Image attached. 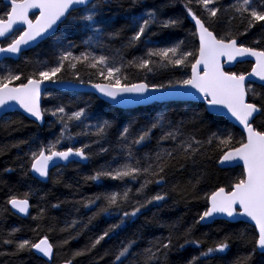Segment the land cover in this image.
I'll return each mask as SVG.
<instances>
[{"label":"snow or ice","instance_id":"6c2138e0","mask_svg":"<svg viewBox=\"0 0 264 264\" xmlns=\"http://www.w3.org/2000/svg\"><path fill=\"white\" fill-rule=\"evenodd\" d=\"M139 2L140 0H131V6ZM176 2L177 0H167L159 8H149L141 15L128 18L126 27L113 31L106 30L108 21L102 14L111 0H4L3 8H0V38H3L0 41V54H3L5 59L9 56L19 59L27 49L55 37L52 47L56 55L51 62H37L34 70L28 74L18 69L0 74V119H5L10 112L22 109L36 121L43 123L45 115L48 114L56 118L53 123L61 125L58 133L46 143L38 138L33 139L31 143L35 145V149L30 147L26 154L28 170L39 178H49L50 167L56 168V172L60 173L61 166L88 162L97 155L91 151L92 144L80 143L78 147L71 146L77 142V137L89 135L86 131H71L73 126L92 127L84 123L89 119L88 104L85 103V106L77 110H69L67 104L59 102L52 108H42V96L52 95L43 88L46 82L58 87L92 84L93 88L114 104L129 99L146 101L150 99V92L172 90L174 93L202 99L205 112H226L242 127L244 133L236 139L228 129L217 128L204 139L198 140L194 135H185L180 130L183 122L174 125L164 115L152 118L135 134L131 131L132 123L124 126L119 134L120 146L124 150L119 160L114 157L112 161L95 169L94 174L86 177V180L142 182L135 191L131 187H125L119 192H104L87 199L84 207L96 208L93 217L89 218V223L98 215L111 216L113 210L117 213L118 223L110 225L102 234L96 236L85 249L74 251L69 258L63 260V264H73L76 257L91 252L111 232L136 218L148 205L164 202L169 193L161 191L148 195V186H163L167 183L169 171L177 166L182 169L188 163L199 164L208 157L209 149L216 154L218 166H241L242 171L233 182L225 186L217 185L201 197L205 201V207L197 214L194 225L213 223L217 218L236 221L237 218L246 217L254 225L256 235L252 239L251 252L238 258L236 264H247L256 251L264 252V93L253 87L257 82L264 87V47L259 46L260 40L252 41V44L257 46H249L242 39L257 26L264 29V0H228L227 3L225 0H180L183 18H164L163 9L175 7ZM187 18L194 22V31L190 35L196 40L197 46L193 50H187L185 40H176L164 47L150 46L154 44L152 37L165 30L182 27L184 19ZM233 21H238V26L234 27ZM219 25L225 27L218 28ZM62 26L67 30L84 32L87 38L82 40V44L86 46V50L77 55L75 50L81 45L67 39L63 34L56 36ZM240 27L243 28L242 31ZM153 28L158 31H153ZM125 30L130 31L131 35L125 37ZM108 37L122 38L125 41L123 48L143 45V55L134 57L125 64L122 57L105 55L103 52L98 54L93 50H106L107 46L103 41ZM120 51L121 49L116 50L117 53ZM248 58H254L250 71L226 70V65L234 67L237 63L246 62ZM128 65H134L147 72L169 66L189 68L190 72L184 78L170 80L167 84L149 83L147 80L132 83L122 72ZM82 69H95V75L102 82L93 84L90 78L84 79ZM66 76L70 78L66 79ZM192 120L203 122V116L201 113H193ZM11 123L15 124L16 121ZM49 127L51 128L52 124ZM109 127L111 122L105 120L102 125L95 126V134L102 137ZM153 129H161L163 134L159 140L172 141V146L161 149L154 155L145 153L143 157L137 158L136 146L150 140ZM20 143L27 144L29 141ZM92 143L99 145L98 140ZM63 144L69 146L61 147ZM99 151L107 153L109 149L99 146ZM20 167L23 169L25 165L22 163ZM5 171L10 172L12 169ZM201 179L203 176L196 180V184H199ZM196 184H191L193 190ZM176 187L173 186V190ZM181 193L185 194V190H181ZM30 194L23 193V198L12 194L5 203L18 213L27 215L31 207ZM97 201L101 203L97 204ZM53 207H59V204ZM44 214L45 210L40 208L33 219L40 220ZM78 223L79 221L73 219L61 231L73 229ZM167 226L170 232L164 241L154 242L142 254H135L144 256L143 264H161L162 258L166 260L168 251L174 247L172 232L176 229V224ZM193 226L184 230L185 244L195 243L199 246V241L187 239ZM39 229L40 225L37 224L33 232L39 235ZM19 231L20 229L13 228L9 236L14 237ZM74 238L70 236L59 246L67 245ZM237 238L244 240L246 234L239 233ZM231 239V236H226L214 246L200 252L199 256H193L188 264H198L201 258L224 253L229 249ZM3 243L13 244L14 239H5ZM135 244L136 241L130 239L121 245L115 255L116 264H121L122 259L133 255L131 250ZM15 247L17 252L35 250L37 254L51 261L58 244L51 242L49 236L44 234L36 242L31 239L15 241ZM179 247L183 248L184 245Z\"/></svg>","mask_w":264,"mask_h":264},{"label":"trees","instance_id":"16d2710c","mask_svg":"<svg viewBox=\"0 0 264 264\" xmlns=\"http://www.w3.org/2000/svg\"><path fill=\"white\" fill-rule=\"evenodd\" d=\"M166 2L167 0H140L138 4L131 6V0H111V3L104 8L102 13L105 20L108 21L106 30L113 31L126 27L128 18L135 13L144 12L153 7L159 8ZM227 2L228 0H225V3ZM3 3L4 0H0V8L3 7ZM168 16H180L183 18V7L180 0H177L175 7L163 9V17L166 18ZM232 23L234 27L239 24L238 21H233ZM223 27L225 25L218 26V28ZM61 29L66 28L62 26ZM240 30L242 31L243 28L240 27ZM153 31H158V29L153 28ZM192 31H194L193 21L190 18L184 19L182 27L165 30L160 32L159 35L152 37L154 44L150 46L163 47L168 46L176 40H185L187 50H193L197 46V42L190 35ZM123 35L125 37L130 36L131 32L125 30ZM243 40L249 46H257L252 44V41L260 40L261 44L259 46L264 47V29L257 26L249 31L243 37ZM124 42L120 37H109L107 44L109 46L108 50H112L110 54L122 57L125 64L134 57L143 55L145 50L143 45H139L136 48H123ZM82 48L81 45L77 51H82ZM117 49H121V51L117 53ZM33 54V51H29L27 57L32 58ZM250 68L251 63L245 62L238 65L236 71H250ZM123 70L129 82L136 83L144 80L143 76L146 71L144 69L128 65ZM153 70L156 78L163 84H167L170 80L181 79L179 69L171 66L158 67ZM255 89L258 92L264 93V87L255 86ZM50 90L52 89L48 91ZM58 95L61 98H66L67 100L65 101H68L72 106L76 105L75 103H87L97 110L103 109V107L99 106L97 102L99 98L95 94H75L61 91L58 92ZM165 105H168L169 109H171L166 118L171 120L174 125H180L183 122L180 130L185 135L191 134L200 140L209 135L211 131H216L217 128L228 129L236 139H239L243 135L225 118L205 112V105L199 103L173 102L170 104H153L134 108L128 111V113L135 117L132 123L135 122L137 125L147 124L146 119L154 115L156 109ZM104 113L107 115L108 121L111 122V127L107 128L104 133L105 139L102 146L109 149V151L98 154L92 164L89 163L81 167H76L77 164H69L65 174L59 177L58 182L56 179L48 184H41L28 173L26 156L28 145L31 144L33 139L38 138L40 140L42 136L37 135V132H42L43 130H39L38 125L26 117L13 119L16 121L15 124L0 122V264H37V260H35L32 252L16 251L15 241L22 236L36 238L45 232L49 233L51 231V234H53L52 238L56 241L60 239L64 241L70 236L75 237L69 241L67 245L69 249L67 248L66 257L62 259L63 261L69 258L74 251L88 247L96 236L106 230L107 224L112 223L116 219L117 213L113 210L114 215H98L89 223V218L93 217L96 208L84 207V203L88 198L104 192L121 191L129 183L127 181L111 179H102L100 181L86 180V177L94 174L95 169H98L106 162L112 161L114 157L121 156L124 151L120 146L119 134L124 127V123L127 121L124 114L126 112L123 110H117V112L105 110ZM193 113H201L203 122H194L192 120ZM162 134L161 129H153L151 139L143 143L141 149H135L137 158L143 157L145 153L154 155L155 152L161 151V149L170 148L173 142L159 140ZM21 141H29V143H20ZM22 163L25 165L23 169L20 167ZM5 169H12V171L8 172ZM240 173L241 169L219 168L216 164V154L211 149L208 150V157L201 160L199 164L192 165L188 163L182 169L177 166V168L169 171L166 177L167 183L160 186L161 190L169 193L166 200L158 204L160 207H157L156 211L153 209H142L141 214H138L136 218L126 224L123 232H121L123 235L121 239L128 241L130 239L138 240L141 238V248L144 252L154 242L164 241L170 232L167 225L175 223L176 229L172 232L175 244L173 247L174 254L165 260V262L162 263L161 261V264H188L193 256L198 255V250L190 246L180 248L179 245L185 244L184 230L194 225L197 214L203 211L205 207V201L201 197L206 192L213 190L217 185H227L229 182L235 180V177H239ZM201 176H203V179H201L199 184H196V180ZM140 182L142 181H136V184L135 182H130L134 188L133 191L139 187ZM189 182L196 184L194 190ZM173 186H177L175 190H173ZM148 188L150 192L159 189L155 184L149 185ZM181 190H185V194H182ZM25 192L31 193L32 203H38V207L33 209V215L31 213L27 219L17 216L5 203L10 195L17 194L23 197V193ZM100 203V201H97V204ZM57 204H59V207H53V205ZM40 208L45 210V214L42 219L34 220L33 217L39 213ZM105 216L111 220H105L103 218ZM73 219L79 221L76 226L77 228L61 231ZM37 224L40 225L39 235L33 232V229L37 228ZM83 225H87V227H83ZM13 228H18L20 231L15 233L14 237H11L9 233ZM239 233H245L246 239H238L237 235ZM255 235L254 228L246 223H230L216 220L209 225H194L191 235L187 239L191 240V238L195 237L202 244V249L206 250L208 246H213L226 236H231L232 239L229 241L230 249L228 252H225L222 256H219V253H217L206 260L200 259L198 264H236L238 258L247 256L251 252L253 248L252 239ZM5 239H14V243L6 245L3 243ZM116 241L111 236L105 244L98 245L91 252L76 257L73 264H116L114 261L116 249L112 246ZM140 259L141 264H143L144 256L141 255ZM126 260L122 261L121 264H125ZM247 264H264V253L256 251Z\"/></svg>","mask_w":264,"mask_h":264},{"label":"rangeland","instance_id":"374dc122","mask_svg":"<svg viewBox=\"0 0 264 264\" xmlns=\"http://www.w3.org/2000/svg\"><path fill=\"white\" fill-rule=\"evenodd\" d=\"M142 13L143 12H137L133 16L141 15ZM62 34L65 35L67 37V39L73 40L75 43H77L79 45H82V47H83L82 48V51L83 50H86V46L82 44V40H84V39L87 38L84 32H82V31H75V30L60 29V31H58L56 33V36H61ZM54 39H55V37H52V38H50L48 40H45V41L41 42L38 46H35V47H33V48L25 51L24 54H23V56L21 58H19V59L8 58V59L3 60L0 63V74H4L8 70L15 71L17 69L20 70V71H23L26 74H28V73H31L34 70V67H35V65H36L37 62H51L54 59L55 55H56L55 50L52 47V42H53ZM108 39H109V37L108 38H105L104 41H103L104 45L107 46V49L106 50H104V49H98V48H94L93 50L96 51L98 54H100L101 52H103V54H105V55H109V56L111 55L112 56V54H110L112 52V50H108V47H109L108 44H107L108 43ZM242 39H243V37H242ZM29 51H33V53H34L32 58H28L27 57V53ZM79 52L80 51H77V49L75 50V54L78 55ZM25 61H27V62H25ZM28 66H29V68H28ZM177 69H179V71L181 72V76H180L181 79L184 78L190 72V69L189 68H177ZM95 71H96L95 69H82V76L86 80L90 78L91 81H92V83L102 82L95 75ZM122 72H123V75L126 76V74H125V72H124L123 69H122ZM143 77H144V80H147L149 83H158V84L160 83L159 80L155 76L154 70L152 72L145 71V74H144ZM65 78L68 79L70 77H67L66 76ZM253 87H255V86L253 85ZM50 92L52 93L51 97L47 96L46 94L43 96L42 108H52L58 102L59 103H64V104H65V102H67L66 104L69 106V110H77L79 107L85 106V103H80V104L75 103L76 105H74V106L70 105L68 103V101H65V100H67L66 98L59 97L58 92H61L60 90L52 89V90H50ZM63 92H67V91H63ZM72 93H75V92H72ZM97 102L99 103V106L100 107H103V109H98L97 110V109L91 107V105H88L87 115L89 116V119L84 121V123L86 125H92V127L84 128L83 126H81V127H75V126H73L71 128L72 133H78V132H81V131H86V132L89 133L88 136L77 137L76 138L77 142L74 143V144H72L71 146L78 147V146H80V143H89V144H92L91 151L94 152V153H97V155H94L93 158L90 161L86 162L85 164L84 163L77 164L76 167H79V166L81 167L82 165H88L89 163L92 164L94 162V159L97 158L98 154H101L100 151H99V146H102V143L104 142L105 137H104V134H103L102 137H98L95 134L96 133L95 126L96 125H102L105 120L108 121V117L104 113L105 110H108V111L109 110H112V112H117V110H123V111H125L126 113H124V114L126 115L127 121L124 123V126L128 125L129 123H132V121L135 119L134 116H132L131 114L128 113V111L133 110V109L118 108V107H115V106H113V105H111V104L103 101L100 98H99V100H97ZM100 107H98V108H100ZM93 109H95V110H93ZM170 110L171 109H169V106L168 105L159 107L158 109H156L154 115H151V117H148L149 119L148 118L146 119L147 120L146 122L148 123L149 120H151L152 118L157 117L159 115H164L166 117V115L170 112ZM23 117L28 118L26 115H24L22 113H19V112L9 113L8 116L5 119H0V122H8L9 123L13 119L23 118ZM55 119H56L55 117H51L50 115L46 114L45 115V120H44L43 124H41V123H39L37 121L31 120V119H29V120H31L34 123H36L38 125V127H39V130H43L42 132H37L38 133L37 135L42 136L40 138V140H42V141H44L46 143L47 141L53 139V137L58 133V131H59L60 127H61V125L59 123H53L55 121ZM50 124H52V127L51 128L49 127ZM132 125H133V127H132L131 131L133 132V134H135L145 124H138L137 125L134 122V123H132ZM94 140H98L99 145L93 144L92 142ZM67 146H69V145L68 144H63L61 147H67ZM30 147H32L33 150L35 149V145L31 143L30 145H28V147L26 149V154L29 152V148ZM142 147L143 146H141V145H137L136 146L137 149H141ZM115 158L117 160H119L120 155L116 156ZM27 161H28V156H27ZM66 168L67 167L61 166L60 173H57L56 172V168H53L50 171V176L48 178V181H46V182L41 181L40 179L34 177L29 170H28V173L35 180H37L38 182H40L41 184H48L51 181H55L57 179V176L60 177L61 175L65 174ZM28 169H29V166H28ZM237 177H235V179ZM233 181H231V182H233ZM134 182L136 184V181H133L132 183H134ZM132 183H130V182L127 183V187H131L134 190V188L132 186ZM137 184H138V182H137ZM155 186L157 188H159L160 190L159 189H156L155 191H152L151 190L152 192H150V189L148 188L146 190V192H147L148 195H152V194H155L157 192L164 191V190H161V187H160L161 185H156L155 184ZM21 198H23V197H21ZM29 201L31 203V211H30L29 215L28 216H25V217L24 216H20L19 214L15 213L12 210V208H11L10 205H8V207L11 209V211L13 213H15L20 218L27 219L30 216V214L33 212V209L38 207V203H35V202L32 203V196H29ZM157 207H160V205H158V206L155 205L154 206V204H152V205H148V207L146 209H150V210L153 209L154 211H156L157 210ZM125 210H127V208ZM85 211H86V209H85ZM37 214L34 215V217H36ZM32 215H33V213H32ZM112 215H114V214H112ZM103 218H105V220H109L110 219L109 217H106V216L103 217ZM115 223H118L117 216H116V219L113 220L112 223L107 224L106 230L108 229V227L110 225L115 224ZM125 226L121 227L120 229L115 230L114 232H111L109 234V236L105 238V240L101 241V244H105V242L108 241L111 236H113L114 239L117 240L115 242V244L114 243L112 244V246H114L115 249H116V251L114 252L115 255L117 254L118 250L121 248V245L126 242V240L121 239V238H123L122 237L123 235H122L121 232H123ZM75 228H77V227H75ZM51 233H52V231L49 232V233L48 232H45V233H43L42 235H39L36 238H32V237H28V236H26V237L25 236H22V237H19L18 238V240H20V239H31V240H33V242H36L44 234H47L49 236V239H50L51 242H53L54 244H58V247L55 250L54 256H53V258H52L51 261H48L46 258H44L41 255L37 254L35 252V250L31 251L33 253L34 257H35V260H37V264H60V263H63L62 259L66 257L65 256L66 255V252L69 249V247H67L68 244L66 246L63 245L62 247L59 246L60 244H62L63 241H61V239L60 240H57V241L54 240L52 238V235L53 234H51ZM132 240H135V239H132ZM135 241H136V244H135V246L131 250L132 253H133V255H129L130 258H129V256L127 258H125V259H127L125 264H141V259H140L141 255H135V254H141L143 252V250L141 248L142 240L140 238V239L135 240ZM189 241H197V240H196L195 237H193ZM149 244H150V242H149ZM188 246L193 247V248H195V249L198 250V255H196V256H199L200 252H202V251L205 250V249H202L203 246H202L201 243H199V246H197V244H195V243L184 244V248L185 247H188ZM208 247H210V246H208ZM172 254H174L173 247L171 248L170 251H168L166 260ZM115 255H114V261H115ZM125 259H122V261H124ZM202 259H205L206 260L207 258H201V260ZM163 262H165V260L162 258V263ZM115 263H116V261H115Z\"/></svg>","mask_w":264,"mask_h":264},{"label":"water","instance_id":"95a60500","mask_svg":"<svg viewBox=\"0 0 264 264\" xmlns=\"http://www.w3.org/2000/svg\"><path fill=\"white\" fill-rule=\"evenodd\" d=\"M33 11L35 12L36 10H33ZM36 14H38V12H36ZM30 15H31V13H30ZM2 39L3 38H0V41H2ZM35 46H37V45H34L31 48H33ZM31 48H29V49H31ZM29 49H27V50H29ZM9 58L17 59V58L12 57V56H9ZM4 59H5L4 58V55L3 54H0V63ZM246 61L254 62V58H248ZM237 64H235V66ZM227 68H232V66H227L226 65V69ZM97 83H100V82H97ZM256 84H260V83L257 82ZM43 88H45L47 90H49V89H57V90H60V91L92 93V94H95L98 98L102 99L103 101H105V102H107V103H109V104H111V105H113L115 107L124 108V109H134V108H137V107H140V106H147V105H151V104H154V103H168V102H203L202 99H194L191 96L186 95V94H181V93H178V92H175L174 93L172 90H168V91L160 90V91L150 92L148 94L149 97H150V99H148L146 101L145 100H137V99H129V100H125V101H123V102H121L119 104H114L107 97H104L101 93H99L98 90H96L95 88H93L92 87V84L79 85V86H76V87H58L56 85L51 84L50 82H46L45 85L43 86ZM42 103H43V96H42V100H41V106H42ZM14 112L22 113V114L26 115L29 119L36 121L34 117L29 116L22 109H17ZM14 112H10V113H14ZM215 115L223 116L224 118H226L230 122L234 123L236 126H238L242 130V127L239 124H237L229 115H227L226 112H224V113H216ZM37 122H39V121H37ZM39 123H41V122H39ZM41 124H43V123H41ZM223 168H227V167H223ZM52 169L53 168L50 167V171ZM32 175L34 177L40 179L41 181H44V182L48 181V178L47 179L39 178L34 173H32ZM29 203H30V201H29ZM30 205H31V203H30ZM12 210L15 213L19 214L20 216H24L25 217V216H28L29 215V214L25 215V214L18 213V211L17 210H14V209H12ZM30 211H31V207L29 209V213H30ZM219 219H226V220L231 221V222L243 221V222H247V223L252 224V222L249 221L246 217L237 218L236 221H232V220H229L227 218H217L216 220H219ZM202 224L203 225H206L204 223H202ZM208 224H212V223H208ZM261 253H264V252H261ZM60 264H63V263H60Z\"/></svg>","mask_w":264,"mask_h":264},{"label":"flooded vegetation","instance_id":"af4514ba","mask_svg":"<svg viewBox=\"0 0 264 264\" xmlns=\"http://www.w3.org/2000/svg\"><path fill=\"white\" fill-rule=\"evenodd\" d=\"M34 18V17H33ZM193 24H194V22H193ZM5 60V59H4ZM246 62H248V63H253V62H251V61H246ZM245 63V62H244ZM240 64H242V63H238L235 67H232V68H227L226 70H231V71H236V68H237V66L238 65H240ZM238 72V71H237ZM254 86H261L260 84H254ZM67 92H69V91H67ZM75 93H78V92H75ZM79 93H84V92H79ZM92 94V93H91ZM170 103H173V102H168V103H154V104H170ZM180 103H199V104H204V102H180ZM151 105H153V104H151ZM205 105V104H204ZM147 106H150V105H147ZM140 107H144V106H140ZM210 113V112H209ZM212 114V113H211ZM213 115H215V114H213ZM215 116H218V115H215ZM219 117H222V118H224L223 116H220L219 115ZM226 119V118H225ZM227 120V119H226ZM229 121V120H228ZM230 122V121H229ZM233 126H235L242 134H244L243 133V131L238 127V126H236L234 123H232V122H230ZM86 162H84V164H85ZM219 168H221V169H237V170H240L241 169V171H242V167L241 166H235V167H227V168H223V167H221V166H219ZM219 221H226V222H230V223H239V222H242V223H246V224H248V225H250V226H252L253 228H254V225H252V224H250V223H247V222H243V221H239V222H231V221H228V220H226V219H219ZM201 225H203L202 223H201ZM206 225H209V224H206ZM254 230H255V232H256V229L254 228ZM229 249H230V247H229ZM229 249L228 250H226L225 252H228L229 251ZM224 252V253H225ZM224 253H219V256H222Z\"/></svg>","mask_w":264,"mask_h":264},{"label":"bare ground","instance_id":"6f19581e","mask_svg":"<svg viewBox=\"0 0 264 264\" xmlns=\"http://www.w3.org/2000/svg\"><path fill=\"white\" fill-rule=\"evenodd\" d=\"M79 93V92H78Z\"/></svg>","mask_w":264,"mask_h":264}]
</instances>
